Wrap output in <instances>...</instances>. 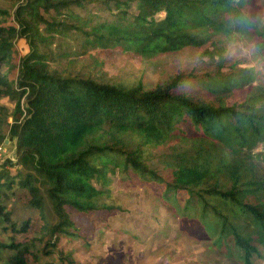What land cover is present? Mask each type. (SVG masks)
<instances>
[{"label":"trees","instance_id":"1","mask_svg":"<svg viewBox=\"0 0 264 264\" xmlns=\"http://www.w3.org/2000/svg\"><path fill=\"white\" fill-rule=\"evenodd\" d=\"M2 1L0 101L12 108L0 104V146L12 145L14 160L0 165V264H40L38 255L41 264H81L60 242L79 238L78 218L112 210L102 199L119 175L154 187L180 230L208 250L264 264L256 0ZM231 38L242 57L225 47ZM18 39L28 51L15 62ZM91 50L201 54L147 87L73 71Z\"/></svg>","mask_w":264,"mask_h":264},{"label":"rangeland","instance_id":"2","mask_svg":"<svg viewBox=\"0 0 264 264\" xmlns=\"http://www.w3.org/2000/svg\"><path fill=\"white\" fill-rule=\"evenodd\" d=\"M256 4L263 8L260 18L261 23H264V0H256ZM0 7L10 10L9 4L2 0ZM256 14L259 17V9ZM239 43L232 38L225 42L227 49L234 46L238 48V51L236 48L231 49L232 55L237 58L242 57ZM13 48L15 62L28 51L23 39L14 41ZM200 54L199 50H185L177 54L141 58L121 52L104 55L98 50H91L72 63L73 71L85 73L93 70L95 77L104 81L123 85L141 83L152 87L174 76L184 64L198 60ZM58 66L61 70L68 69V63L64 61ZM0 104L12 108L11 103L0 101ZM2 148L4 154L0 158V165L7 159L14 160L13 146L5 145ZM107 189L108 194L102 201L112 210L97 214L96 219L78 218L79 238L60 242V246L71 252L73 259L79 263L236 264V261L218 256L202 242L194 241L184 234L179 228L178 218L158 199L151 185L137 178L122 181L119 175L112 177ZM45 261L46 257L38 255L40 264Z\"/></svg>","mask_w":264,"mask_h":264},{"label":"built area","instance_id":"3","mask_svg":"<svg viewBox=\"0 0 264 264\" xmlns=\"http://www.w3.org/2000/svg\"><path fill=\"white\" fill-rule=\"evenodd\" d=\"M3 154H4V150H3L2 146H0V158L2 157Z\"/></svg>","mask_w":264,"mask_h":264},{"label":"clouds","instance_id":"4","mask_svg":"<svg viewBox=\"0 0 264 264\" xmlns=\"http://www.w3.org/2000/svg\"><path fill=\"white\" fill-rule=\"evenodd\" d=\"M257 27H264V24L259 23V18H258V22H257Z\"/></svg>","mask_w":264,"mask_h":264}]
</instances>
